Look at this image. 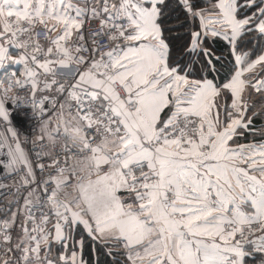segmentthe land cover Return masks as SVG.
I'll list each match as a JSON object with an SVG mask.
<instances>
[{
    "label": "snow or ice",
    "instance_id": "snow-or-ice-1",
    "mask_svg": "<svg viewBox=\"0 0 264 264\" xmlns=\"http://www.w3.org/2000/svg\"><path fill=\"white\" fill-rule=\"evenodd\" d=\"M0 264H264V0H0Z\"/></svg>",
    "mask_w": 264,
    "mask_h": 264
},
{
    "label": "built area",
    "instance_id": "built-area-1",
    "mask_svg": "<svg viewBox=\"0 0 264 264\" xmlns=\"http://www.w3.org/2000/svg\"><path fill=\"white\" fill-rule=\"evenodd\" d=\"M8 183H11V181L9 180V181H7Z\"/></svg>",
    "mask_w": 264,
    "mask_h": 264
}]
</instances>
